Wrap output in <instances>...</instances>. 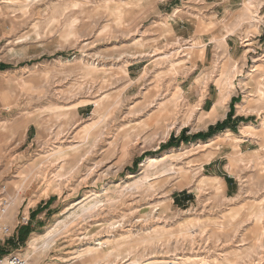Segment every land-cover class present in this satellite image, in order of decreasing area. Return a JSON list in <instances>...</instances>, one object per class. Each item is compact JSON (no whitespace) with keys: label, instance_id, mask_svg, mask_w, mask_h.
Instances as JSON below:
<instances>
[{"label":"rangeland","instance_id":"obj_1","mask_svg":"<svg viewBox=\"0 0 264 264\" xmlns=\"http://www.w3.org/2000/svg\"><path fill=\"white\" fill-rule=\"evenodd\" d=\"M263 31L264 0H0V255L264 264Z\"/></svg>","mask_w":264,"mask_h":264},{"label":"built area","instance_id":"obj_2","mask_svg":"<svg viewBox=\"0 0 264 264\" xmlns=\"http://www.w3.org/2000/svg\"><path fill=\"white\" fill-rule=\"evenodd\" d=\"M264 37V31H263ZM10 201L8 197L5 195V191L0 190V230L3 234L9 233V227L7 226L5 221H2V216L6 215L9 209ZM27 218L23 216L21 218L22 223L27 222ZM0 264H27V259L20 254H6L0 255Z\"/></svg>","mask_w":264,"mask_h":264},{"label":"bare ground","instance_id":"obj_3","mask_svg":"<svg viewBox=\"0 0 264 264\" xmlns=\"http://www.w3.org/2000/svg\"><path fill=\"white\" fill-rule=\"evenodd\" d=\"M166 157L165 156H160L159 158H152L150 159V163H156L157 161H163L165 160ZM14 204V202L12 203L11 202V205ZM87 205V204H86ZM10 207V206H9ZM91 209V207H84L82 206L81 207V211L82 213L84 212H87ZM9 210V209H8ZM6 216V215H5ZM4 216V217H5ZM3 217V218H4ZM60 221L57 222L55 225H53L43 236V242L42 244L40 245L41 248H44L48 245V243L52 240V238L56 235V233L59 232V230L57 229V226L59 225ZM63 227H65V225H63ZM39 248V247H38ZM38 248L36 247V239H32V241L30 242V246H29V249L32 250L31 251V257H32V254H37L39 251H38ZM26 257V256H25ZM30 257V256H29ZM31 261L33 262V264L36 262V258L33 257L31 259ZM130 264H168V262H153V263H141L140 261H133L131 262ZM200 264H208L206 261H202Z\"/></svg>","mask_w":264,"mask_h":264},{"label":"trees","instance_id":"obj_4","mask_svg":"<svg viewBox=\"0 0 264 264\" xmlns=\"http://www.w3.org/2000/svg\"><path fill=\"white\" fill-rule=\"evenodd\" d=\"M7 67H9V65H7V64H3V63H1L0 64V69H4V68H7ZM232 110H230V112H231ZM229 112V113H230ZM228 119V118H227ZM227 122H226V120L224 121V122H221V123H216V125L214 126V127H212V126H210L209 128H208V131L205 133V134H202V133H197V134H195V135H193L192 136V138H200V137H202L203 135H204V137H208V136H210L213 132H215L216 130H220V129H223V128H226L227 126ZM174 139V138H173ZM184 140L185 139V141H187V137H185V135L184 134H181V140ZM173 141H172V138L168 141V143L170 144V143H172ZM177 143V142H176ZM23 229H26V228H23ZM22 235V234H21ZM20 236V235H19Z\"/></svg>","mask_w":264,"mask_h":264},{"label":"crops","instance_id":"obj_5","mask_svg":"<svg viewBox=\"0 0 264 264\" xmlns=\"http://www.w3.org/2000/svg\"><path fill=\"white\" fill-rule=\"evenodd\" d=\"M200 1H203V0H200ZM214 4V3H213ZM215 5H218V3H215ZM205 51H206V47H204V49H203V56H204V53H205ZM215 101L217 102V100L215 99ZM215 101H213V100H211V106H210V109H209V111H214L215 113H216V115L218 116L219 114H218V112H217V106H215V104H216V102ZM208 102H210V98L209 97H207V96H205V98H204V100H203V104H206V103H208ZM214 104V105H213ZM236 113H238V112H236ZM236 115H243L244 117H252V116H255V112H246V114H234V116H236ZM212 161H214V158H210V160L209 161H207V162H205V164H203V166L204 165H208V164H211L212 163ZM226 189L228 190V186L226 185ZM11 211H12V208H11Z\"/></svg>","mask_w":264,"mask_h":264}]
</instances>
